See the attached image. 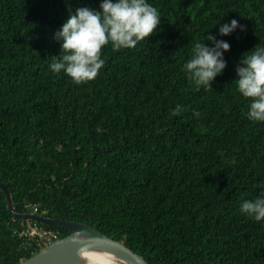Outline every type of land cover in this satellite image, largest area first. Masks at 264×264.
I'll use <instances>...</instances> for the list:
<instances>
[{"label":"trees","instance_id":"trees-1","mask_svg":"<svg viewBox=\"0 0 264 264\" xmlns=\"http://www.w3.org/2000/svg\"><path fill=\"white\" fill-rule=\"evenodd\" d=\"M148 2L158 30L133 49L104 46L96 78L76 83L49 69L52 37L99 0H0V182L18 213L90 225L148 264H264V221L240 212L264 194V122L247 118L234 82L242 54L264 46V0ZM222 17L245 31L223 38L227 66L206 91L182 68ZM33 224L0 188V264L46 247L24 233ZM36 224L53 242L71 234Z\"/></svg>","mask_w":264,"mask_h":264},{"label":"clouds","instance_id":"clouds-1","mask_svg":"<svg viewBox=\"0 0 264 264\" xmlns=\"http://www.w3.org/2000/svg\"><path fill=\"white\" fill-rule=\"evenodd\" d=\"M223 17L216 24L217 35L208 31L202 40L193 43L190 57L182 68L192 84L206 91L211 90L215 78L222 75L227 66L225 53L231 46L223 38L245 31V26L237 19L221 23ZM160 23L158 9L148 0H99L98 8H76L68 12L66 20L53 34L61 51L48 67L54 73L63 72L76 83L91 81L104 66L101 58L104 46L111 44L113 50L133 49L153 35ZM235 74L237 92L250 101L247 118L264 122V46L258 44L243 53ZM181 110V106L176 105L173 115ZM240 212L257 222L264 221V194L243 200Z\"/></svg>","mask_w":264,"mask_h":264},{"label":"water","instance_id":"water-1","mask_svg":"<svg viewBox=\"0 0 264 264\" xmlns=\"http://www.w3.org/2000/svg\"><path fill=\"white\" fill-rule=\"evenodd\" d=\"M10 213L18 220L65 230L70 235L57 240L21 264H148L144 257L90 225L49 218L37 213H18L8 187L0 182Z\"/></svg>","mask_w":264,"mask_h":264},{"label":"built area","instance_id":"built-area-1","mask_svg":"<svg viewBox=\"0 0 264 264\" xmlns=\"http://www.w3.org/2000/svg\"><path fill=\"white\" fill-rule=\"evenodd\" d=\"M33 212L38 213V207H34ZM24 233L31 236V237L37 238L39 246H42V245L47 246V245L51 244L54 241V239L57 237L56 232L43 229L40 226H38L36 223L29 226L25 230Z\"/></svg>","mask_w":264,"mask_h":264}]
</instances>
